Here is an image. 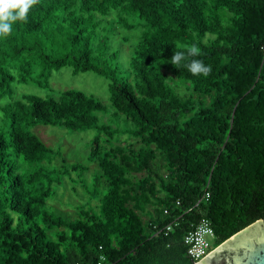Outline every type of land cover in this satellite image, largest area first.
<instances>
[{
	"label": "trees",
	"instance_id": "obj_1",
	"mask_svg": "<svg viewBox=\"0 0 264 264\" xmlns=\"http://www.w3.org/2000/svg\"><path fill=\"white\" fill-rule=\"evenodd\" d=\"M62 69L106 100L55 89ZM0 99V264H193L200 218L215 247L264 219V0H39L0 36ZM37 126L93 131L86 162ZM66 186L72 217L50 204Z\"/></svg>",
	"mask_w": 264,
	"mask_h": 264
},
{
	"label": "rangeland",
	"instance_id": "obj_2",
	"mask_svg": "<svg viewBox=\"0 0 264 264\" xmlns=\"http://www.w3.org/2000/svg\"><path fill=\"white\" fill-rule=\"evenodd\" d=\"M53 76L54 78L52 79L51 84L55 89L64 90L66 88H74L100 97L102 100H106L107 98V89L104 80L97 77L93 73H80L73 76L71 75L69 69H62L58 73L55 72ZM15 92L16 97L21 93L41 96L45 95L42 90L33 85H18L16 86ZM58 130L59 129L49 126H37L34 129V133L46 146L59 147L62 152V158L65 162H86L88 144L90 139H92L94 132L87 131L84 133L67 135L66 133ZM58 162H60V160H58ZM90 167H92V165H90ZM67 186L65 190L60 188V190L57 191L55 199L52 200L50 204L69 214V217H72L75 210L67 204V197L70 193ZM210 246L211 248H214L216 246V241L210 240Z\"/></svg>",
	"mask_w": 264,
	"mask_h": 264
},
{
	"label": "water",
	"instance_id": "obj_3",
	"mask_svg": "<svg viewBox=\"0 0 264 264\" xmlns=\"http://www.w3.org/2000/svg\"><path fill=\"white\" fill-rule=\"evenodd\" d=\"M194 264H264V219H258Z\"/></svg>",
	"mask_w": 264,
	"mask_h": 264
},
{
	"label": "clouds",
	"instance_id": "obj_4",
	"mask_svg": "<svg viewBox=\"0 0 264 264\" xmlns=\"http://www.w3.org/2000/svg\"><path fill=\"white\" fill-rule=\"evenodd\" d=\"M39 0H0V36H6L12 31V24L16 21H25L29 9L37 4ZM198 49L193 46L185 53L184 51L175 52L171 61L173 65H178L186 59V56L195 57L199 55ZM188 70L193 75L207 77L211 71V65H205L202 60L192 59L187 64Z\"/></svg>",
	"mask_w": 264,
	"mask_h": 264
},
{
	"label": "built area",
	"instance_id": "obj_5",
	"mask_svg": "<svg viewBox=\"0 0 264 264\" xmlns=\"http://www.w3.org/2000/svg\"><path fill=\"white\" fill-rule=\"evenodd\" d=\"M209 193L205 192L201 198L203 201H208ZM200 200L196 203L199 204ZM164 214H168L164 210ZM176 221L168 224L164 231L170 232L176 225ZM210 240H216L213 227L207 218H200L196 224L184 235L183 244L186 247L187 256L194 263L204 258L213 248L210 246ZM104 261V257L100 258V264Z\"/></svg>",
	"mask_w": 264,
	"mask_h": 264
}]
</instances>
